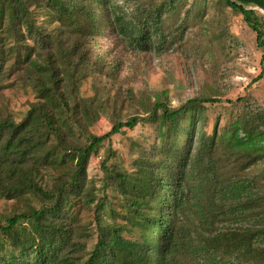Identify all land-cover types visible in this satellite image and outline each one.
Listing matches in <instances>:
<instances>
[{
	"label": "trees",
	"instance_id": "obj_1",
	"mask_svg": "<svg viewBox=\"0 0 264 264\" xmlns=\"http://www.w3.org/2000/svg\"><path fill=\"white\" fill-rule=\"evenodd\" d=\"M34 1L0 0V83L9 72L28 85L35 81L43 93L19 121L0 118V199L14 204L0 216V264H199L202 257L218 263L257 246L252 230L231 226L256 211L260 191L237 171L225 172L229 158L218 157L216 136L200 137L206 103L219 101L213 97L191 98L176 108L157 102L149 118L157 124L158 143L142 150L134 171L106 173L124 195V222L104 223L98 202L92 233H78L71 204L78 199L90 207L96 201L84 193L90 156L105 139L145 119L132 116L83 141L81 131L94 119L70 86L79 68L86 70L78 58L80 38L110 25L144 44L153 31L163 32L165 16L177 12L181 0L157 6L152 0ZM224 1L256 32L264 60V0ZM40 14L49 27L37 22ZM251 123L244 119L233 127L246 137L233 131L222 140L254 147L248 137H263L264 129Z\"/></svg>",
	"mask_w": 264,
	"mask_h": 264
},
{
	"label": "rangeland",
	"instance_id": "obj_2",
	"mask_svg": "<svg viewBox=\"0 0 264 264\" xmlns=\"http://www.w3.org/2000/svg\"><path fill=\"white\" fill-rule=\"evenodd\" d=\"M162 1L151 2L157 6ZM259 15L264 21L262 10ZM45 17L40 14L37 22L49 27ZM256 37L242 13L224 0H181L177 12L165 16L163 32L153 31L144 44L132 42L110 25L98 35L80 38L83 49L78 58L86 61L83 66L86 70L80 67L70 86L76 93L75 100L90 106L94 119L81 131L83 141L88 133L103 135L119 121L135 115L145 117L134 128L124 127L105 139L90 156L84 193L87 197L93 193L96 201L90 207L83 206L78 199L71 204L79 220L80 235L92 233L93 209L98 202L103 205L104 223L124 222L121 216L127 210L124 195L106 173L111 169L134 171L142 150L158 143L157 124L149 116L159 101L176 108L195 97L219 99L206 103L199 122L204 124L200 137L206 136L210 141L216 136L218 157L229 158L225 172L237 171L251 179L253 189L260 191L259 206H262H257L255 212L264 209V136L257 133L249 136L252 148L230 142L232 148L226 143L233 131L239 137H246L242 128L238 132L233 128L240 120L264 129V60ZM259 75L261 78L253 81ZM8 76L6 72L5 82L0 83V118L19 121L43 93L34 88L35 81L28 85L13 74ZM238 97L246 99L236 101ZM249 160L252 164L241 169ZM12 208L13 201L0 199V216ZM255 212L250 218L232 222L231 227L252 230L258 237L253 243L259 246L239 256L223 257L218 263L202 257L199 264H224L229 259L233 264H264V214Z\"/></svg>",
	"mask_w": 264,
	"mask_h": 264
}]
</instances>
